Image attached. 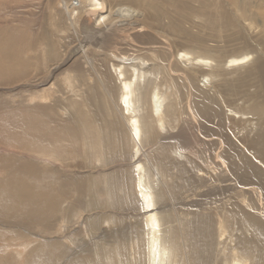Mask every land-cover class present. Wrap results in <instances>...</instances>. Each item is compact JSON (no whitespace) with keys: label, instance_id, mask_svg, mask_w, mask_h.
Wrapping results in <instances>:
<instances>
[{"label":"bare ground","instance_id":"1","mask_svg":"<svg viewBox=\"0 0 264 264\" xmlns=\"http://www.w3.org/2000/svg\"><path fill=\"white\" fill-rule=\"evenodd\" d=\"M0 135L23 264H264V0H0Z\"/></svg>","mask_w":264,"mask_h":264},{"label":"rangeland","instance_id":"2","mask_svg":"<svg viewBox=\"0 0 264 264\" xmlns=\"http://www.w3.org/2000/svg\"><path fill=\"white\" fill-rule=\"evenodd\" d=\"M124 35L122 34V36ZM148 39L145 37H137L135 41L138 45L143 46L145 45L144 42H149L150 39ZM21 238L18 235L7 234L0 237V264H23L31 247L25 248L22 245L20 246L22 242Z\"/></svg>","mask_w":264,"mask_h":264}]
</instances>
